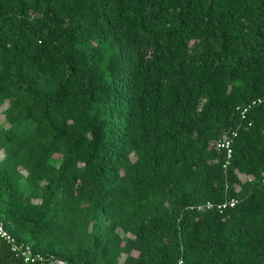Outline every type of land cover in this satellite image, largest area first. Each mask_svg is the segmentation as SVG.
Wrapping results in <instances>:
<instances>
[{"label":"trees","instance_id":"trees-1","mask_svg":"<svg viewBox=\"0 0 264 264\" xmlns=\"http://www.w3.org/2000/svg\"><path fill=\"white\" fill-rule=\"evenodd\" d=\"M263 95L264 0H0V220L41 264H264Z\"/></svg>","mask_w":264,"mask_h":264},{"label":"built area","instance_id":"built-area-1","mask_svg":"<svg viewBox=\"0 0 264 264\" xmlns=\"http://www.w3.org/2000/svg\"><path fill=\"white\" fill-rule=\"evenodd\" d=\"M264 102V95L253 99L246 106L239 108L241 116L245 117L246 112L254 105L261 104ZM233 132L231 135H228L226 138L218 142V147L223 148L227 152V160L224 166L229 164V159L232 156V140ZM238 202L236 197L227 199L226 201L218 204L212 202H207L205 204H200L197 206L198 209H211L216 208L221 212L227 207H233ZM0 239H2L10 248V250L15 254V256L21 258L25 264H41L44 262V256L41 253H38L34 250L33 244L31 242L20 241L6 228L3 221L0 220ZM177 264H182L180 260Z\"/></svg>","mask_w":264,"mask_h":264},{"label":"water","instance_id":"water-1","mask_svg":"<svg viewBox=\"0 0 264 264\" xmlns=\"http://www.w3.org/2000/svg\"><path fill=\"white\" fill-rule=\"evenodd\" d=\"M61 263V264H71L69 261H56V260H53L51 263L54 264V263Z\"/></svg>","mask_w":264,"mask_h":264},{"label":"rangeland","instance_id":"rangeland-1","mask_svg":"<svg viewBox=\"0 0 264 264\" xmlns=\"http://www.w3.org/2000/svg\"><path fill=\"white\" fill-rule=\"evenodd\" d=\"M4 107H0V112L2 111ZM0 120H3V116L0 115ZM3 158V152H0V159Z\"/></svg>","mask_w":264,"mask_h":264}]
</instances>
